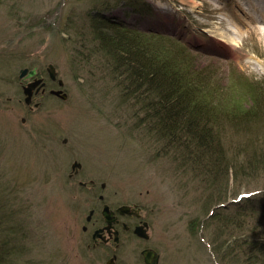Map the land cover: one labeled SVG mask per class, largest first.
<instances>
[{
	"label": "rangeland",
	"instance_id": "1",
	"mask_svg": "<svg viewBox=\"0 0 264 264\" xmlns=\"http://www.w3.org/2000/svg\"><path fill=\"white\" fill-rule=\"evenodd\" d=\"M105 1L0 0V203L19 211L24 235L0 242V264H106L114 247L91 241L102 225L99 195L112 208L140 206L149 223L148 241L122 234L115 264H144L145 246L158 264H241L226 251L241 235L234 226L264 227V25L254 29L234 0H118L108 10ZM96 13L145 34L136 42L147 62L195 98L236 171H206L188 156L195 147L166 137L126 89L123 64L98 47ZM33 67L47 85L28 107L19 71ZM240 193L256 207L239 204Z\"/></svg>",
	"mask_w": 264,
	"mask_h": 264
},
{
	"label": "trees",
	"instance_id": "2",
	"mask_svg": "<svg viewBox=\"0 0 264 264\" xmlns=\"http://www.w3.org/2000/svg\"><path fill=\"white\" fill-rule=\"evenodd\" d=\"M117 2L118 0H106L101 6L108 10L116 7ZM96 15L98 17L94 18L91 24L94 39H97L99 43L98 47L106 50L110 58L117 64H123L126 73L125 79L128 81L126 89L133 92L134 97L142 105L143 103L146 104V111L150 110L147 113L151 115L152 112V116L156 117V120L159 121L158 126L164 131L166 137L173 139L175 143L180 144L181 142L180 145L182 146L189 144L195 147L196 153L188 152V156L190 160L194 161L195 165L203 166L206 171L209 169L220 171L227 168V166L236 171L239 168V163L233 165L223 159V151L215 143L216 134L211 131L208 117L201 112L198 102L194 100L195 98L187 90H181L172 75H167L161 68L152 66L147 62L146 52L142 50L141 43L136 42L137 39H142L145 34L138 33L123 23L117 25L120 27L118 28L108 23V21L106 22L104 18V20L101 19L100 13H96ZM160 37L169 39L165 36ZM176 45L178 53L183 55L189 53L185 46L183 47L178 43ZM260 117L253 119L254 122L257 123L262 120L263 117ZM262 144L261 154L258 156L264 154V142ZM203 157L208 158L206 164H204L205 161H202ZM242 200L239 204L243 207H256L255 201L257 198L254 201H250L248 198ZM258 201L264 209V195ZM11 207L12 204L5 208L0 203V224L5 222L8 225L6 233L4 231L0 235V242L6 243V245L11 241L24 237L20 233L21 222H18V220L21 218H19V211ZM239 214L241 213L239 212ZM242 222H230L233 226L237 223L234 228L236 227L235 229L241 235L230 243L229 249L227 248L226 251L230 250L232 254L233 252L238 253L239 258L242 260L241 264H264V227L251 224L247 226L246 223ZM230 248H233V250Z\"/></svg>",
	"mask_w": 264,
	"mask_h": 264
},
{
	"label": "flooded vegetation",
	"instance_id": "3",
	"mask_svg": "<svg viewBox=\"0 0 264 264\" xmlns=\"http://www.w3.org/2000/svg\"><path fill=\"white\" fill-rule=\"evenodd\" d=\"M41 80H42L43 85L41 84L39 91H41L40 93H42V95H43V93H45V90H46V85H47L46 83L47 82L42 77H41ZM75 175L76 174H74V176ZM100 202L102 203V205L105 204V202H102L101 200H100ZM120 206H123V205H119L115 208H112L108 205L109 210L113 213V217L115 219L112 227L109 229L110 232L105 228L106 223L103 220V218L101 217L102 225L94 228L93 232L91 234V241H92L93 246H98L101 244L103 246H109L110 247L112 245L114 247V250L112 251V255L109 258V260H112V264H115V262H116L117 255L115 253V250L120 246L122 234H124V233H126L128 235L130 234L137 239H141L142 241H148V239H149V235H148L149 223L142 216V213H141L142 208L136 204L125 205V206H129L130 209L128 210V212H126L124 214H119V213H117L116 210ZM93 214H94V210H90L89 214H88V218H86L87 222L91 221ZM140 226L142 227L143 233H145L148 236L147 239L139 238L133 233V230L136 227H140ZM99 229H103V231H99L98 235H96L95 238H93V234ZM82 230L84 232H86L87 227L83 226ZM115 237H117V240H118L117 242L114 241ZM144 249L154 250L153 248L148 247V246L143 247L142 250H144ZM114 255H116L115 258H114Z\"/></svg>",
	"mask_w": 264,
	"mask_h": 264
},
{
	"label": "water",
	"instance_id": "4",
	"mask_svg": "<svg viewBox=\"0 0 264 264\" xmlns=\"http://www.w3.org/2000/svg\"><path fill=\"white\" fill-rule=\"evenodd\" d=\"M26 71H27L26 69L20 70L19 76L23 77V75H25ZM47 73H48L49 78L51 80H55L56 73H55L54 67L51 64H49L47 66ZM34 74H35V69L31 70L25 76V78H29V77L33 76ZM41 84H42V80L41 79H34L31 83H28L26 86H23L22 90H23V94L25 95L24 101L27 104H29L31 102V97L33 95V90H34V93H37L40 90ZM58 85L59 86L63 85L61 80H58ZM49 93L61 98L62 100H65L66 97H67L66 94L63 93V92L61 93L60 90L59 91L58 90H51ZM34 105L36 107L37 103L34 104ZM75 165L79 166L77 163H74L73 167ZM129 209H130L129 206L123 205V206H120L119 208H117L116 211L119 214H124V213L128 212ZM101 214H102L103 220L106 223L105 228L110 232L109 229L112 227L113 222L115 221V219L113 217V213L109 210V207L105 205L103 207V209H102ZM99 231H103V229L97 230L93 234V238H95V236L98 235ZM133 233L139 238H143V239H147L148 238V236L145 233H143V230H142L141 226L140 227H136L133 230ZM114 241L115 242L118 241L117 237L114 238ZM140 254H141L142 258H143L144 264H158L159 254H157L154 250H152V249H144V250H142L140 252ZM106 264H112V260H109Z\"/></svg>",
	"mask_w": 264,
	"mask_h": 264
},
{
	"label": "bare ground",
	"instance_id": "5",
	"mask_svg": "<svg viewBox=\"0 0 264 264\" xmlns=\"http://www.w3.org/2000/svg\"><path fill=\"white\" fill-rule=\"evenodd\" d=\"M253 1L252 0H242V2H240L239 0H234V5L236 6V8L238 9V10H242V13L247 17V18H249V19H251V21L252 22H254L256 25H254V29H256L257 31L259 30V28L257 27V25H264V0H260V1H258L259 3V5L261 6V8H260V13L257 15V14H254V15H256V16H253V14L251 13L252 12V10H253V8L251 7L252 5H250L251 3H252ZM243 4H245L244 6L246 7V9H244L245 7H242L243 6ZM247 7H248V9H247ZM254 17H256V18H254ZM105 19V21L107 22L108 21V23H111V24H113V25H115V26H117V25H119L120 24V22H118L117 21V18H115V17H113V18H108V17H105V16H101V19ZM103 19V20H104ZM118 27V26H117ZM118 28H120V27H118ZM263 34H264V32H263ZM33 69H35V74L33 75V76H31V77H29V78H25V76L31 71V70H33ZM55 69V68H54ZM22 70V69H21ZM27 71H26V73H25V75H23V77H20L21 78V82H24V84L22 85V88H23V86H26L28 83H31L34 79H41V77H38L37 76V70H36V67H33L31 70H29V69H26ZM20 72V71H19ZM28 72V73H27ZM56 73V72H55ZM49 76V75H48ZM57 77V74H56V76H55V78ZM56 80V82H57V84H58V80L57 79H55ZM54 80V81H55ZM23 91V90H22ZM24 99H25V95H24V97H23V101H24ZM31 99H32V97H31ZM24 103H25V105L26 106H28L29 107V104L31 103H29V104H27L25 101H24ZM65 141V140H64ZM74 163H77L79 166H77V165H75L74 167H73V164ZM80 168V163H78V162H73L72 163V165H71V173L69 174V176L71 177V176H73L74 174H77V172H78V169ZM94 182H93V180H90L88 183H86V182H79L78 184H79V186H81V187H85L86 185H92ZM101 187L103 188L104 187V184H101ZM236 198H237V201L239 200V199H245V198H248V196H246V197H244V193L242 194V193H240V194H238V197L236 196ZM100 200L102 201V202H104V197H103V195H99L98 196V201L100 202ZM257 202H259V201H257ZM101 203V202H100ZM108 206L106 203L104 204V205H102V208H101V211H100V213L102 212V209H103V207L104 206ZM101 216H102V214H101ZM86 218H88V216L86 217ZM103 218V217H102ZM117 255V254H116ZM116 255H114V258L116 257ZM141 256V255H140Z\"/></svg>",
	"mask_w": 264,
	"mask_h": 264
}]
</instances>
